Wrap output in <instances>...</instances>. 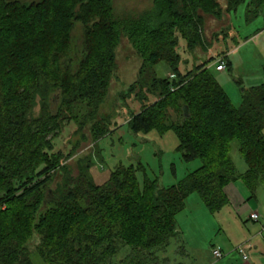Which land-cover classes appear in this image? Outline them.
<instances>
[{
	"label": "trees",
	"instance_id": "1",
	"mask_svg": "<svg viewBox=\"0 0 264 264\" xmlns=\"http://www.w3.org/2000/svg\"><path fill=\"white\" fill-rule=\"evenodd\" d=\"M226 1L228 15L249 1L248 23L264 10V0ZM224 14L219 0H154L149 12L130 19L116 15L112 0H0V264H34L36 237L44 264H181L166 252L179 237L177 217L188 198L198 195L216 215L229 206L230 184L241 182L252 194L264 185V67L262 84L243 88L239 109L210 69L233 47L180 70L188 65L183 56L204 44V17ZM123 35L142 61L128 91L140 104L129 129L160 137L172 131L182 160L201 164L172 187L147 176L141 186L142 165H120L98 186L92 154L73 177L65 163L76 149L65 155L53 142L77 122L64 116L77 103L88 110L77 134L90 122L95 141L109 134L103 126L110 120L100 124L96 116ZM161 64L173 79L156 77ZM233 142L247 165L243 175L231 157ZM56 177L62 181L52 190Z\"/></svg>",
	"mask_w": 264,
	"mask_h": 264
},
{
	"label": "rangeland",
	"instance_id": "2",
	"mask_svg": "<svg viewBox=\"0 0 264 264\" xmlns=\"http://www.w3.org/2000/svg\"><path fill=\"white\" fill-rule=\"evenodd\" d=\"M112 2L117 16L130 19L149 12L154 0H112ZM219 3L225 14L221 15L218 20L211 16L204 17V25L199 30L204 44L194 53L183 56V61L185 59L188 61L200 60L198 56L201 54L205 55L200 61H207L217 58L220 49L226 50L227 46L233 47L227 60V62H231V70L226 69L224 72H218L216 64H212L210 69L217 82L229 95L233 105L239 109L242 105L243 88L256 87L263 82L264 10L257 20L248 23L246 12L249 1L242 4L232 15L226 13V0H219ZM81 34L82 28L80 27L77 30L76 38L78 39ZM225 39H227L226 44L223 43ZM116 62L117 70L108 97L96 116L100 124H107L110 120L109 127L103 126L109 134L103 140L95 141L90 132L91 122L86 128L84 125L82 132L77 134V124L83 123V117L88 113L85 103H77L72 113L73 116L72 114L64 115L65 118L70 119L75 117L77 122L69 123L61 135L53 140L56 151H61L66 155L76 149L74 157L65 163L69 166L73 177L79 173V161L92 154L90 175L98 186L107 183L111 173L120 165L126 167L142 165L146 173H138L141 186H144L147 176L152 180H157L161 188L172 187L185 179L189 173L198 169L201 164L198 161L187 164L182 160L181 154L177 151L179 141L172 131L163 137H160L156 131L148 135L131 132L127 123L132 115L140 112V104L137 103L136 98L128 97V91L140 79L142 61L125 35L116 50ZM195 65L196 63L193 64V66ZM186 66L188 65L181 63L182 73L193 67ZM154 71L156 77L160 79L174 78V76H170L171 70L166 64L158 65ZM231 157L238 173H245L247 165L239 153L238 142L232 144ZM55 179L54 184L50 187L52 190L56 189L58 183L62 181L61 177ZM238 183L243 185L241 182ZM245 192L253 206L255 204H258L259 207L264 205V185L258 189L257 200L250 199L252 193L246 189ZM245 218L246 216L240 215V211L234 207L228 208L216 216L212 215L200 197L194 194L187 199L186 209L177 217L180 234L178 239L172 242L166 255L172 262L181 264H226L234 240L240 234L252 230L251 227H255L254 231H258L260 227L259 223L252 222L253 224H250V221L246 222ZM233 234H236V237H233ZM38 242L39 238L36 237L30 244L31 259L34 264H44L35 253ZM214 246L225 250L221 260L213 258L212 249Z\"/></svg>",
	"mask_w": 264,
	"mask_h": 264
},
{
	"label": "crops",
	"instance_id": "3",
	"mask_svg": "<svg viewBox=\"0 0 264 264\" xmlns=\"http://www.w3.org/2000/svg\"><path fill=\"white\" fill-rule=\"evenodd\" d=\"M261 31H263V30H261ZM228 37L229 36L227 35V38ZM226 42H227V39H225V41L223 43L226 44ZM212 49L214 50V48H212ZM228 49H230V46L229 47L227 46L226 50L220 49V51L218 52L219 55L223 54L225 52H228ZM231 51H233V48L230 50V52H228L227 59L229 58V53H231ZM204 55L205 54H201L200 56H198L199 59L202 60V57ZM227 59H226V63H227ZM200 60H197V59H194L191 61L187 60L188 66H193L194 63L201 62ZM205 61H203V62H205ZM217 61H218V58L213 65L216 64L215 66H217ZM229 63H231V62H229ZM263 67H264V65H263ZM170 76H173L172 72L170 73ZM243 174H240V175H243ZM245 189L247 191H249L244 184L240 185L238 182L230 184L229 186H227L226 187V194L229 198L230 203H229V206L224 208V210L218 214L225 212V210L228 208L234 207L236 210L240 211V215L246 216V218H245V219H247L246 222L250 221V224L259 223L260 227H259L258 231H254L255 227L253 226V227H251L252 230H250L249 232H246L244 234H240L237 237V239L234 240V245L232 246L231 250L229 251V253H231V254L229 255V258L227 259L228 261L226 262V264H264V205H261V207H259L258 204H255L253 206L251 204V202H249L250 200L247 199ZM257 193H258V190L250 196V199H253V200L256 199L257 200ZM261 211H263V212H261ZM254 213H257L259 215L258 222H253L251 219V217ZM218 214H216V215H218ZM218 222H220V221H218ZM220 230H221V228H220ZM233 237H236V234L235 235L233 234ZM231 245L232 244L230 243V246ZM241 245H247L248 246V250H247L248 260L247 261H243L242 257L236 252L237 247H239ZM212 250L213 251L214 250H220V251H222V253L225 251L224 249L219 248L217 246H214V248Z\"/></svg>",
	"mask_w": 264,
	"mask_h": 264
},
{
	"label": "built area",
	"instance_id": "4",
	"mask_svg": "<svg viewBox=\"0 0 264 264\" xmlns=\"http://www.w3.org/2000/svg\"><path fill=\"white\" fill-rule=\"evenodd\" d=\"M227 69L226 66V61L225 59H219L217 61V66H216V70L218 72H224ZM253 222H258L259 220V215L257 213H254L251 217ZM247 250H248V246L247 245H241L239 247H237L236 252L242 257L243 261H247L248 260V255H247ZM213 258L215 260H221L224 255L222 253V251L220 250H214L212 252Z\"/></svg>",
	"mask_w": 264,
	"mask_h": 264
}]
</instances>
